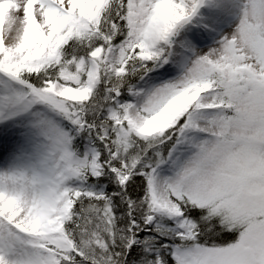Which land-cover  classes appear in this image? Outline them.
Here are the masks:
<instances>
[{"label": "snow or ice", "instance_id": "obj_1", "mask_svg": "<svg viewBox=\"0 0 264 264\" xmlns=\"http://www.w3.org/2000/svg\"><path fill=\"white\" fill-rule=\"evenodd\" d=\"M0 264H264V0H0Z\"/></svg>", "mask_w": 264, "mask_h": 264}]
</instances>
